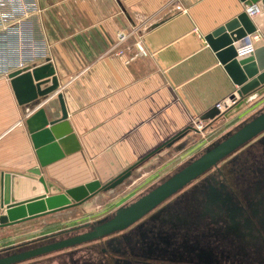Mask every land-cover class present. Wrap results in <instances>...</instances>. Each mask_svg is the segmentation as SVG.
I'll list each match as a JSON object with an SVG mask.
<instances>
[{
  "label": "crops",
  "instance_id": "obj_1",
  "mask_svg": "<svg viewBox=\"0 0 264 264\" xmlns=\"http://www.w3.org/2000/svg\"><path fill=\"white\" fill-rule=\"evenodd\" d=\"M256 2L263 8L250 18L261 34L253 52L264 46V0ZM245 6V0H0V215L5 183L11 203L44 193L40 177L47 195L93 179L106 183L151 155L162 160L179 151L197 132L194 121L216 123L261 101L264 93H253L239 109L201 119L236 92L223 61L226 35L214 36V46L208 39ZM119 32L127 34L123 41ZM244 37L232 42L235 52ZM48 62L57 89L34 106L19 103L9 73ZM58 93L81 148L40 166L27 120L39 108L49 122L58 119ZM187 128L194 130L183 132L173 151L162 147Z\"/></svg>",
  "mask_w": 264,
  "mask_h": 264
},
{
  "label": "flooded vegetation",
  "instance_id": "obj_2",
  "mask_svg": "<svg viewBox=\"0 0 264 264\" xmlns=\"http://www.w3.org/2000/svg\"><path fill=\"white\" fill-rule=\"evenodd\" d=\"M113 214L92 225L87 221L41 234L3 252L78 235ZM83 243L89 258L83 264H264V131L124 229ZM75 252L67 254L69 264H75Z\"/></svg>",
  "mask_w": 264,
  "mask_h": 264
},
{
  "label": "water",
  "instance_id": "obj_3",
  "mask_svg": "<svg viewBox=\"0 0 264 264\" xmlns=\"http://www.w3.org/2000/svg\"><path fill=\"white\" fill-rule=\"evenodd\" d=\"M256 1L257 0H245V3L249 5ZM253 31H255L253 21L243 11L237 18L218 29L213 35L209 36L208 39L211 46H214L217 42L214 41V36L220 33H224L228 39L226 41L228 46L225 49L223 61H225V63L227 62L225 68L232 81L237 86L235 92L238 97L235 104L236 109L247 104L248 100L246 99L253 93H264V46L240 58H236V52L232 46L233 41ZM44 70L49 71L42 73ZM8 77L15 90L19 103L31 106L39 104L41 99H45L46 95L55 91L58 87V79L54 73L52 63L50 62L32 68L29 66L19 67L11 71ZM49 81L50 85L41 87ZM235 94L231 95L230 98H234ZM57 98L61 107V116L58 119L49 122L44 114V108H39L27 120V123L30 124L32 128V140L36 148L40 166H45L62 158L66 154L79 151L81 148L67 120L68 113L62 94L58 93ZM221 115H227V113H221L216 107L205 113L201 119L204 121H213ZM47 124H49V127L45 128ZM263 131L264 109L238 125V127L233 132L228 133L224 139L205 149L197 158L188 161L150 191L138 197L128 205L117 208L111 218L100 220L91 230L23 251L0 255V264H14L124 229L164 199L215 165L216 162ZM181 134L170 139L165 143V146L169 147L174 141L181 137ZM133 166L134 165L124 169L104 184H101L98 179H93L84 184L66 189L64 192L58 194L47 195L46 185L43 178L40 177V181L44 185V193L15 203L10 202V198L8 197V184L5 183L4 199L1 201V207H3V205L6 207L4 214L0 215V227L37 218L80 204L96 194L99 190H108L120 184L129 176L130 169ZM34 172L40 174L39 167H36Z\"/></svg>",
  "mask_w": 264,
  "mask_h": 264
},
{
  "label": "rangeland",
  "instance_id": "obj_4",
  "mask_svg": "<svg viewBox=\"0 0 264 264\" xmlns=\"http://www.w3.org/2000/svg\"><path fill=\"white\" fill-rule=\"evenodd\" d=\"M263 109L264 95L261 97V101L254 104L251 103L250 105H244L242 109L243 112L241 113H239L240 111L230 113V115L225 117L226 119L223 118L216 123L213 122L214 124L210 126L205 123L204 125L199 123V129H197L196 133L192 134L194 137L182 144V146L179 147V151L170 152L166 157L164 156L162 160L155 156V154L151 155L138 164V166H135L132 175L115 188L100 192L79 205L48 213L24 221L16 226L10 225L6 230L0 232V255L9 254L3 252V249L7 246L14 245L15 247L24 241L41 236V234L54 232L87 221L92 225L96 220L113 214L121 205L124 206L129 204L139 195L147 191V189L172 175L187 161L199 156L205 149L219 142L228 133L233 132L238 125L250 119ZM191 127L195 128V125L191 124ZM191 130L194 129L188 128L186 133L191 132ZM175 147L176 144L168 148H171L173 151ZM54 240L55 239H52V241ZM86 244L87 243H81L69 248H63L15 264H69L70 258L67 254L70 250L74 249H76L75 254H73L75 264H83L84 261L89 260V258H87L88 254L84 250Z\"/></svg>",
  "mask_w": 264,
  "mask_h": 264
},
{
  "label": "built area",
  "instance_id": "obj_5",
  "mask_svg": "<svg viewBox=\"0 0 264 264\" xmlns=\"http://www.w3.org/2000/svg\"><path fill=\"white\" fill-rule=\"evenodd\" d=\"M262 8L263 7H262L261 3L253 2V3L245 6L244 12L246 13V15L249 18L252 19L253 17H256L262 13ZM3 26H4V24H3V20H2L1 14H0V28ZM126 37H127L126 33H124V32L118 33V40L119 41H123ZM244 38L247 39V43L243 47L238 48V50L236 51L238 56L249 55L250 53H252L253 49H254V44L256 41H258L261 38V34L257 30H255L254 32H252L250 34H246ZM237 100H238V97L235 94L234 98L227 99L226 101H224V103L217 104L216 107L221 113H225L233 105L236 104ZM193 124L195 125V127L197 129H199L198 123L196 124L194 121Z\"/></svg>",
  "mask_w": 264,
  "mask_h": 264
},
{
  "label": "trees",
  "instance_id": "obj_6",
  "mask_svg": "<svg viewBox=\"0 0 264 264\" xmlns=\"http://www.w3.org/2000/svg\"><path fill=\"white\" fill-rule=\"evenodd\" d=\"M187 130H188V128H187V129H185V130H183L181 133H183V132H185V131H187ZM181 133H179V134H181ZM179 134H177V135H179ZM177 135H176V136H177ZM176 136H174V137H176ZM171 139H172V138H171ZM163 146H165V144H164V145H162V147H163ZM162 147H160V148H162ZM160 148H159V149H160ZM159 149H157V150H159ZM157 150H156V151H157ZM141 162H143V160H142V161H140V162H138L137 164H140ZM137 164H135V165H134L132 168H134V167H135Z\"/></svg>",
  "mask_w": 264,
  "mask_h": 264
}]
</instances>
